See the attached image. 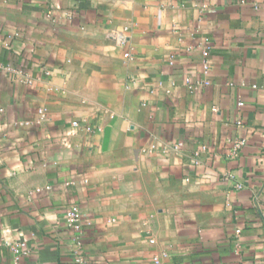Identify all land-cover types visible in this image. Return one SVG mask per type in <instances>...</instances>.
Masks as SVG:
<instances>
[{"label": "crops", "instance_id": "crops-1", "mask_svg": "<svg viewBox=\"0 0 264 264\" xmlns=\"http://www.w3.org/2000/svg\"><path fill=\"white\" fill-rule=\"evenodd\" d=\"M0 108V264H264V0H0Z\"/></svg>", "mask_w": 264, "mask_h": 264}, {"label": "built area", "instance_id": "built-area-1", "mask_svg": "<svg viewBox=\"0 0 264 264\" xmlns=\"http://www.w3.org/2000/svg\"><path fill=\"white\" fill-rule=\"evenodd\" d=\"M122 37H120L121 39ZM123 39V38H122ZM210 47L207 45L205 48L202 49V56H203V66L204 69L207 70L208 68V52H209ZM124 56L129 57L130 53L129 52H125ZM27 78V76H26ZM28 81V80H27ZM186 83L188 84V86L191 88L193 87L191 85V82L189 79H186ZM204 84H207L208 82L203 81ZM238 105H242V102H238ZM2 111V109L0 108V112ZM37 115H38V119L37 122L38 123H42L46 116H45V111L42 109H38L37 110ZM84 130L85 132H93L94 128L85 123V122H78V121H72L70 122L69 126L66 127L64 130H62L61 132V137H60V142L64 145L68 144L69 142V138L72 137L77 130ZM242 144V141H236L233 144V148L234 150L238 149L240 147V145ZM183 146V142L182 141H178L176 142L172 148L174 150L180 149ZM233 179V175L230 173H226L223 175V180L225 181H229ZM237 188H241V184L238 182L236 184ZM64 220L66 222V224L73 230L74 232V236H73V240H72V250H71V257L73 259L74 264H86V260L85 257L83 255V251H82V240H81V233H82V227H81V210L79 209L78 206L76 205H72L70 206L65 212H64ZM237 234L240 232V229H236L235 231ZM6 235L3 243L6 247H9V249L11 250L12 254L14 256H18L20 254H22L23 252L20 250L19 245L17 242H13L11 240V238L9 237V232L8 230L4 231ZM150 242H153V240H150ZM164 255V254H163ZM163 255H154L151 258V261L153 264H169L164 262L163 260ZM13 264H19L17 260L14 259Z\"/></svg>", "mask_w": 264, "mask_h": 264}]
</instances>
